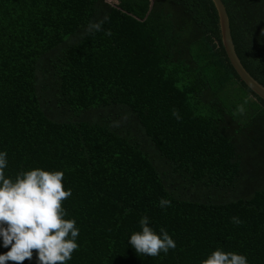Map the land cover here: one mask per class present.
Wrapping results in <instances>:
<instances>
[{"label":"trees","instance_id":"obj_1","mask_svg":"<svg viewBox=\"0 0 264 264\" xmlns=\"http://www.w3.org/2000/svg\"><path fill=\"white\" fill-rule=\"evenodd\" d=\"M221 2L264 87V0ZM0 151L13 180L63 172L79 228L67 264H201L216 249L264 264V101L229 64L211 0H0ZM141 216L176 248L135 253Z\"/></svg>","mask_w":264,"mask_h":264},{"label":"clouds","instance_id":"obj_2","mask_svg":"<svg viewBox=\"0 0 264 264\" xmlns=\"http://www.w3.org/2000/svg\"><path fill=\"white\" fill-rule=\"evenodd\" d=\"M107 19L105 16L89 22L85 34L100 32ZM104 34L111 35L106 30ZM172 115L180 118L175 110ZM7 166V153L0 151V247L8 249L0 254V264L31 261L33 250L36 264H67L78 248L79 228L74 219H65L62 201L71 195V190L63 188V172L35 168L19 172L13 180L5 175ZM158 206L165 209L170 201L161 198ZM232 222L240 223L235 217ZM138 223L140 230L127 239L135 253L157 257L176 248V242L164 228L157 232L148 226L147 216H141ZM201 264H248V260L242 254L216 249Z\"/></svg>","mask_w":264,"mask_h":264},{"label":"water","instance_id":"obj_3","mask_svg":"<svg viewBox=\"0 0 264 264\" xmlns=\"http://www.w3.org/2000/svg\"><path fill=\"white\" fill-rule=\"evenodd\" d=\"M217 13L220 40L223 46L229 64L239 77V79L253 92L257 97L264 101V87L254 80L240 63L232 42L229 19L225 7L221 0H211Z\"/></svg>","mask_w":264,"mask_h":264},{"label":"rangeland","instance_id":"obj_4","mask_svg":"<svg viewBox=\"0 0 264 264\" xmlns=\"http://www.w3.org/2000/svg\"><path fill=\"white\" fill-rule=\"evenodd\" d=\"M107 3L111 4V5H114L115 4V0H106Z\"/></svg>","mask_w":264,"mask_h":264}]
</instances>
